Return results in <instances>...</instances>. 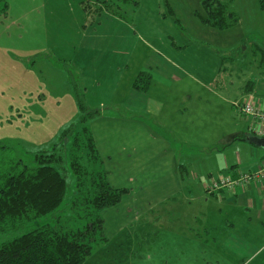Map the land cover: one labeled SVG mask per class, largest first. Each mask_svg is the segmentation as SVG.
<instances>
[{
	"label": "rangeland",
	"instance_id": "374dc122",
	"mask_svg": "<svg viewBox=\"0 0 264 264\" xmlns=\"http://www.w3.org/2000/svg\"><path fill=\"white\" fill-rule=\"evenodd\" d=\"M100 1L105 2L99 6L110 12L120 10L128 26L119 27L107 21L102 25L88 26L92 28L89 34H96V46L98 42L102 45L97 48L98 51L102 49L108 52L118 47L121 50L136 48L140 54L148 50L144 42L151 43L164 55L170 51L177 54L185 50L188 56L193 51L196 53L193 56L199 57L202 54L197 53H203L206 49L213 52L223 50L225 68H231L232 72L223 70L221 79L212 71V67H208L204 77L200 75V70L192 74L197 75L196 79L203 83L220 81L227 84V89L220 93L224 100L209 89L196 90V96L192 92L194 99H188L185 103L192 101L200 113L197 114L193 107L194 113L186 114V122L198 126L192 131L195 135L191 136L190 142L193 144L198 138L205 140L200 142V149H196L188 143L187 147L169 143L166 139L169 143H166L167 149L163 155L156 156L161 162L152 168H140L133 159L134 154L130 155L129 152L126 155L129 162L124 161L118 140L110 142L113 146L109 150L111 159L99 153L104 167L95 163L94 168L96 171L105 168L109 171V183L126 189L116 205L100 211L86 204L90 182L84 184V193H80L72 168L73 155L69 152L60 169L68 181L62 205L56 211L21 224L16 229L0 232V244L45 223L62 229L81 228L100 216L103 218L104 239L97 232L96 245L81 264H264V212L260 219H251L244 215L242 209L238 213L237 210H228L225 202L213 195L221 190L211 189L212 184L223 177L220 175L222 173L218 171V174L212 175L204 168V175H198L195 171V179L187 180L191 170L186 163L196 153L206 154L217 150L213 147L218 143L217 139L226 135L231 127L248 136L234 140L240 150L236 149V153L244 156L243 164H239L235 173L227 172L224 176L234 179L242 172L254 170L251 169L253 164L263 155L264 148L258 146L250 136L253 135L249 130L251 116L243 114L232 101H248L250 98L244 97L248 80L257 81L264 71V10L257 0H225L229 10L235 11L240 21L233 29L224 31L205 27L194 15V12L201 10V0ZM26 2L33 3V0L12 1L14 9L18 11ZM0 13H3L2 4ZM6 18V14H0V156L16 155L34 165V156L38 151L51 149L59 142L62 130L71 123L78 124L80 111L70 81H66L65 66L61 69L56 66L54 54L57 42L54 36H48V46L32 53L30 47L43 44L37 39V28L23 20L11 23L12 20ZM2 22L8 24V29ZM50 29L48 26V34L53 33ZM118 32L126 34L125 41L113 36ZM63 34L69 36L65 30ZM206 42L212 47L197 45ZM63 43L69 45V41ZM70 51L71 48H68L67 52ZM116 57L121 60V54L117 53H110L107 57L111 65ZM154 59L152 64L155 66L160 61L157 57ZM162 67V64L158 70L152 67L155 79L164 78ZM138 69L137 64L130 67L134 73ZM198 97L201 100L199 103L196 100ZM262 99L264 101V96ZM255 101L264 108L261 102ZM90 107L97 109L92 104ZM138 114H145L152 122L149 111L141 108ZM202 122L208 123L206 131L200 127ZM164 129L169 132L167 128ZM220 146L223 150L225 145ZM184 147L189 150L184 151ZM184 153L188 156L179 157L185 160L182 163L184 168L180 166L174 170V155ZM141 164L149 165L147 162ZM124 166L127 168L124 169ZM175 176L177 180H174ZM187 183L201 190V196L188 201L184 196L185 191H182L183 195L179 194L177 188ZM248 211L249 214L256 212L255 209Z\"/></svg>",
	"mask_w": 264,
	"mask_h": 264
},
{
	"label": "crops",
	"instance_id": "0c3cea01",
	"mask_svg": "<svg viewBox=\"0 0 264 264\" xmlns=\"http://www.w3.org/2000/svg\"><path fill=\"white\" fill-rule=\"evenodd\" d=\"M12 1L14 0H0V4L3 6V13L0 14H6V19L10 18L12 20L10 21L11 23H18L17 20H23L26 24H32L37 28V39L40 42L42 41L43 44L41 45L40 43L30 47V52L33 53L41 48L44 49L49 44L48 36L50 38L53 35L54 40L57 42L55 46L56 53L54 54L56 66L60 67V69L65 66V75L69 77H66V81H70L72 89L73 79L81 82L85 90L86 99H88L87 102L100 109L101 113L90 121V128L100 154L103 153L110 160L109 150L113 148L110 142L118 140L121 151L124 154V161L129 162L126 158L129 152L130 155L134 154L133 159L136 160L140 168L147 166L152 168L156 163L161 162L156 159V156L157 154L163 155L164 150L167 149L166 143L168 142L166 139L172 144L187 146L186 143H188L194 148L200 149L199 144L205 138L195 139L192 144L190 139H192L191 136L195 135L192 131H195L198 126L196 124L190 125L186 122V114L194 113L193 107L195 112L197 110V114L200 113V109L192 101L187 103L185 101L194 99L191 95L192 92L196 96V90L199 92L202 89H209L215 92L220 100H224L220 93L227 89V84H223L220 81L203 83L196 79L197 75L192 74L193 72L199 73L200 70L202 72L200 75L204 77L208 67H212V71L215 74L217 73L218 78L221 79L223 70L232 72L231 68H225L223 50H215L216 52H213V50L206 49L203 53H197L202 54L199 57L193 56L196 55L193 51H190V56H188L184 52L185 50L178 51L177 54L170 51V53L164 55L159 50H156L151 43L144 42L148 50L141 51L140 54H138L139 52L136 48L121 50L118 47V49L113 48L108 52H104L102 49L98 51L97 48L102 45L98 42V47L96 46V34L94 32L89 34L92 28H88V26L102 25L104 21H107L125 28L128 23L123 16L111 13L104 8L100 14L94 13L95 4L100 5L95 0H33V3L26 2L20 11L14 9ZM84 2H88L93 7L87 11L84 9ZM48 10L50 13L49 17ZM194 15L205 27H210L203 23L195 12ZM93 17L97 19H93ZM5 24L3 23L5 28L8 29V24ZM48 26L54 34H48ZM64 30L69 35L68 37L63 34ZM125 35L121 34V32L113 34L116 39H122L123 41H125ZM137 38L141 37L138 36ZM65 41H69L70 46L64 44L63 42ZM197 45L212 47L207 42ZM68 48H71L70 52H67ZM110 53L121 54V60L116 57L112 62L113 65H111L110 59L107 58ZM215 53L220 56H216ZM205 56L209 58L207 59ZM151 57L153 58L152 61H150ZM154 57H157L160 61L155 66L152 64L155 60ZM134 64L139 66L136 73L130 70V67ZM161 64L163 65L164 78L157 77L155 79V70H152V67L158 70ZM111 67H114V69H111ZM143 71L150 72L152 76L146 90H140L135 84L139 74ZM92 80L96 82H91ZM251 80L253 79L248 81ZM263 96L264 71L260 78L254 81V85L246 84L244 97L254 99L253 101L258 105L255 101L257 100L264 106ZM196 100L198 103L201 101L200 97ZM226 101L228 102V100ZM236 102H239V100L232 101V104L235 105ZM103 108L105 109L103 110ZM141 108L151 113V123L144 116L145 114H138ZM203 113H205L204 110ZM163 127L167 128L169 132H166ZM200 127L206 131L208 123L202 122ZM250 127L251 124L249 130ZM237 133L240 132L231 127L226 135L223 137L219 136L222 138L217 139L219 140L218 143L213 146L217 150L213 149L206 154L196 153L194 158H190L186 162L191 170L187 174V180L195 179L193 177L195 171L198 175L201 173H203L201 175H204V168L207 173H212V175L218 171L222 173L220 174L222 176L226 175L227 172L235 173L239 164L242 165L244 161V156H239L236 153V149L240 151L239 144L234 143L231 138ZM204 136H206V132ZM172 140H177L180 144L172 142ZM222 144L225 145L223 150L220 146ZM262 147L264 148V146ZM183 150L188 151L189 149L184 147ZM262 154L259 160L264 158V152ZM182 156L187 157L188 154L174 155V160L172 161L175 163L173 166L174 170L176 168L178 170L180 166L184 168L182 163L185 160L179 158ZM143 162H147L149 165L141 164ZM257 163L253 164L254 167L251 169H256ZM208 165H211V167H208ZM125 168L127 167L124 166ZM189 174L191 175L190 178ZM177 178L175 176L174 180H177ZM182 191H185L184 196L188 198V201L191 199L195 200L197 196H201V190H197L192 184L187 183L184 187L177 188V192L183 195ZM215 194L213 195L216 198L220 197L230 211L237 210L238 213L242 209L245 211L244 215L251 219L255 217L260 219L263 216L264 186L259 182L225 188L217 192V195ZM248 209H255L256 212L251 211L249 214Z\"/></svg>",
	"mask_w": 264,
	"mask_h": 264
},
{
	"label": "trees",
	"instance_id": "16d2710c",
	"mask_svg": "<svg viewBox=\"0 0 264 264\" xmlns=\"http://www.w3.org/2000/svg\"><path fill=\"white\" fill-rule=\"evenodd\" d=\"M224 1L201 0V10L196 15L215 29L232 28L238 24L239 16L235 11H230ZM96 2L101 5L105 1ZM257 2L264 9V0ZM91 7V4L84 2V9L89 11ZM117 8L120 9L119 6ZM102 11L103 8L95 4L93 12L100 14ZM111 13L124 17L120 10ZM151 78L150 72L143 71L135 84L140 90H146ZM250 84L254 85V80L247 82V85ZM72 86L80 111L78 124L71 123L62 130L59 142L51 149L38 151L34 156V165L16 155L0 156V232L16 229L21 224L56 211L62 205L68 181L60 169L69 152L73 155L72 168L80 193H84V184L90 182L86 198L88 206L93 205L100 211L116 205L125 192L126 188H117L109 183L105 168L100 171L94 168L95 163L103 166V159L89 123L101 112L100 109H91L79 81L73 79ZM244 136L248 135L237 133L231 138L244 139ZM250 136L257 137L255 134ZM97 232H100L103 240V218L100 216L81 228L62 229L45 223L3 241L0 244V264H81L94 249Z\"/></svg>",
	"mask_w": 264,
	"mask_h": 264
},
{
	"label": "built area",
	"instance_id": "2783aa9c",
	"mask_svg": "<svg viewBox=\"0 0 264 264\" xmlns=\"http://www.w3.org/2000/svg\"><path fill=\"white\" fill-rule=\"evenodd\" d=\"M235 105L239 107L243 114L251 116L250 130L253 134L264 137V108L257 105L252 99L245 102H236ZM251 182H259L264 186V158L261 159L256 169L242 172L234 179L223 176L212 184L211 189L219 191L225 188L242 186Z\"/></svg>",
	"mask_w": 264,
	"mask_h": 264
},
{
	"label": "water",
	"instance_id": "95a60500",
	"mask_svg": "<svg viewBox=\"0 0 264 264\" xmlns=\"http://www.w3.org/2000/svg\"><path fill=\"white\" fill-rule=\"evenodd\" d=\"M252 140L257 144V145H262L264 146V137H251Z\"/></svg>",
	"mask_w": 264,
	"mask_h": 264
}]
</instances>
